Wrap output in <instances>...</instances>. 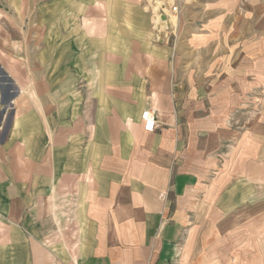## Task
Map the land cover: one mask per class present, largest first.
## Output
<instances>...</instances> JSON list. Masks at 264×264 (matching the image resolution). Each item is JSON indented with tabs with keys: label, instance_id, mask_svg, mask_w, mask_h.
<instances>
[{
	"label": "crops",
	"instance_id": "0c3cea01",
	"mask_svg": "<svg viewBox=\"0 0 264 264\" xmlns=\"http://www.w3.org/2000/svg\"><path fill=\"white\" fill-rule=\"evenodd\" d=\"M33 1L0 0V264H184L193 239L190 264H264V112L234 132L182 96L264 93V0L202 6L241 14L254 37L237 74L208 68L185 91L172 54L151 51L143 0H85L77 54L53 31L46 68L24 70L7 50Z\"/></svg>",
	"mask_w": 264,
	"mask_h": 264
},
{
	"label": "rangeland",
	"instance_id": "374dc122",
	"mask_svg": "<svg viewBox=\"0 0 264 264\" xmlns=\"http://www.w3.org/2000/svg\"><path fill=\"white\" fill-rule=\"evenodd\" d=\"M222 1L143 0V7L152 17L149 38L151 51H164L172 54V62L175 68L179 70L177 80L184 83V87H182L184 91L188 90L191 84H201V81L205 80V77L201 74L208 68H213L216 72L217 70H220V72L224 70L222 73L232 72L231 74H237L238 64L240 63L239 54L245 48L244 39L254 37V30L245 27V20L241 14L217 11L204 14L202 11L207 3L221 4ZM32 3L37 4L38 10L22 14L21 19L23 36L27 40L21 46H8V53H20L22 49L20 54L22 55L24 70L29 69L31 65H33V68L38 66L42 70L46 68V63H48L45 39L48 33L51 34L55 31L58 34L64 33L66 38L69 39L67 40L69 45L70 43L76 44L74 49L77 54L78 44L80 43L79 8L84 6L85 0H35ZM194 5L198 7L193 9L192 6ZM174 7H178V14L173 12ZM189 10L193 12L197 10L199 18L192 20L191 16H196L192 13L184 15ZM160 18L164 21V24L161 23ZM224 22L226 23L225 28L218 27ZM62 46L60 44V47ZM83 67H85V62L71 61L72 69ZM40 73L42 72L40 71ZM223 79L224 77H215V85H218ZM224 80L229 81L231 89H236L239 85L238 77L234 75H230ZM263 95L264 93L252 92L239 100L238 93H235V91L215 92L213 96L191 92H183L182 94L184 104H186L185 102L188 106L194 104L192 106L196 107L195 110L200 117L223 116L227 112L225 125L234 132L249 128L255 118L264 112V106L261 103L264 99ZM226 101L230 102V109L222 108V104ZM194 243L195 240L193 239L192 246ZM192 246H188L183 251L184 264L191 263Z\"/></svg>",
	"mask_w": 264,
	"mask_h": 264
},
{
	"label": "built area",
	"instance_id": "2783aa9c",
	"mask_svg": "<svg viewBox=\"0 0 264 264\" xmlns=\"http://www.w3.org/2000/svg\"><path fill=\"white\" fill-rule=\"evenodd\" d=\"M173 12L178 14L179 13V9L178 7H174L173 8ZM142 121H143V126H144V130L148 133H153L154 131H156V113L151 110V109H146L143 113H142Z\"/></svg>",
	"mask_w": 264,
	"mask_h": 264
},
{
	"label": "bare ground",
	"instance_id": "6f19581e",
	"mask_svg": "<svg viewBox=\"0 0 264 264\" xmlns=\"http://www.w3.org/2000/svg\"><path fill=\"white\" fill-rule=\"evenodd\" d=\"M161 8H162V7H161ZM163 10H164V9H163ZM160 19H161V18H160ZM161 23L164 24V21H163L162 19H161ZM168 23H169V21H168ZM169 24H170V23H169ZM162 29H163V28H162Z\"/></svg>",
	"mask_w": 264,
	"mask_h": 264
}]
</instances>
